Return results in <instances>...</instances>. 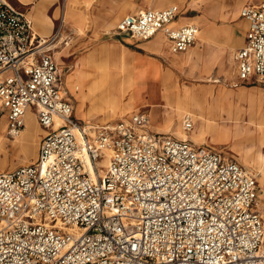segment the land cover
<instances>
[{"label":"built area","instance_id":"built-area-1","mask_svg":"<svg viewBox=\"0 0 264 264\" xmlns=\"http://www.w3.org/2000/svg\"><path fill=\"white\" fill-rule=\"evenodd\" d=\"M179 5L124 16L116 32L162 33L173 53L195 23ZM237 77L264 86V1L246 4ZM48 37L0 0V108L8 135L33 107L45 130L34 161L0 171V264H264L257 174L220 151L151 129L147 111L113 124L76 117ZM264 110V93L262 96ZM184 129L194 128L186 115ZM103 172V173H101Z\"/></svg>","mask_w":264,"mask_h":264},{"label":"rangeland","instance_id":"rangeland-1","mask_svg":"<svg viewBox=\"0 0 264 264\" xmlns=\"http://www.w3.org/2000/svg\"><path fill=\"white\" fill-rule=\"evenodd\" d=\"M11 1L28 13L37 33L48 37L51 50L54 51L59 63L63 86L65 84L69 96H72L75 102V115L81 119L113 124L133 112L144 110L149 113L151 129L156 130L153 128L155 125L165 130L167 111L179 109L177 113L182 114L179 117L176 114L177 122L182 124L184 121L182 116L184 113H189L194 119V127H198L201 125L199 110L185 94H175L171 91L174 88L170 89V86L164 82L163 72L171 79L168 82H175L180 90L210 87L218 90L222 87L234 92L242 86L234 85L237 80L233 53L243 45L246 24L239 30V23L244 21L240 17L242 5L238 12L234 11L232 5L234 0H133L146 6L133 4L132 0H108L114 6L105 9H102L103 0H89V3L87 0H58L56 5H52L54 0ZM121 3L125 5L123 11L113 18V10ZM171 4H179L182 7L185 12L184 21H193L200 26V34L208 36L205 42L197 39L188 51L176 55L171 54L165 46L160 48L165 49L166 52H157L147 46L148 41L138 42L116 32V25L127 14H133L140 8H159ZM41 19L45 21L44 27H40ZM52 21L53 24L50 26ZM198 55H201L202 59L198 62L194 61L193 59L198 60ZM187 56H191L190 62L177 65V61L184 60ZM96 61L100 66H106L110 70H114L115 63H118L116 72L124 78L127 92H115L117 103L121 104L134 95L130 104L107 113L95 111L101 106V96L97 92L91 94L87 77L93 74L88 67L95 65ZM155 74L159 76L155 77ZM169 94L171 97H168ZM255 99L259 106L258 121L264 124L261 96ZM214 102L215 98H211L212 108ZM248 105V101L242 103L244 107ZM28 111L34 113L36 117L32 106ZM213 111H217L215 107ZM229 116L224 113V119L221 120L223 127L218 129V132L212 130L211 133L207 132L203 144L236 159L257 174L260 186L259 208L264 215V166L262 171L260 170L262 159H259L257 164L246 159L241 149L243 144L239 139L240 136L237 135L239 129L246 130L247 136L258 131L248 124L247 111L242 114L243 127L240 125L237 129L236 122H231ZM174 124L168 133L178 136L173 132ZM0 126L4 127L1 135L5 142L0 146V171L14 169L36 159L37 155L27 160L21 146L17 144L22 131L14 138L8 135L6 117L1 108ZM44 134L42 130L37 133V144L32 141L28 143L38 148ZM246 144L250 146V142Z\"/></svg>","mask_w":264,"mask_h":264},{"label":"bare ground","instance_id":"bare-ground-1","mask_svg":"<svg viewBox=\"0 0 264 264\" xmlns=\"http://www.w3.org/2000/svg\"><path fill=\"white\" fill-rule=\"evenodd\" d=\"M87 2L89 3V0H87ZM39 24H40V27H44V24H45L44 19L39 20ZM52 24H53V21L52 23H50V26H52ZM207 38H208L207 35H202L200 34V32L197 37V39H199L202 42H205ZM154 40H155V44L160 45L154 48L155 51L164 52L163 48H160V47L168 45L167 44L168 42L165 41L166 39L158 36ZM198 57H199L198 60L196 59H193V60L198 62L199 59L200 60L202 59L201 55H198ZM191 59H192L191 56H187L184 60L177 61L176 63L177 65L184 64L185 62L186 63L190 62ZM117 64L115 63L116 65L114 69L115 71L108 69V67L106 66H100L97 61L95 65L88 67L89 70L92 71L93 73L92 75L90 74L91 76L87 77L88 78L87 85L89 87V91L91 92V94L92 93L94 94L95 92H97L101 96V106L96 108L95 111H101L104 113L114 111L116 110V108L120 109V108L125 107L126 105L130 104L133 100L134 95L130 96V98L127 101L125 102L122 101L121 104L117 103L118 99L115 96V92L116 91H120L121 93L127 92V88H126L127 84L124 82V78L116 72L118 70ZM147 66H149V64ZM102 67H105V69H103ZM154 68L156 67L154 66ZM157 76L159 75L157 74L155 77ZM162 78L164 82L170 86V89L174 88V90H171L173 93L185 94V96H187V98L199 110L200 112L199 118L201 120V125L198 127H194L191 131L185 130L184 126H182L183 123L181 124L179 121L177 122L176 120V114H178L177 116L179 117L181 116L182 113H177L179 109H175L172 111H167L168 116L166 118L167 125H166L165 130H162L161 128L156 127L155 125L153 126V128H155L157 131H164L168 133L169 131H171L172 124H174L175 122L174 124L175 128L173 132L176 133L179 137L190 138L197 144H203L204 143L203 139L205 138V135H207V132H210L211 130L218 132V129H221L223 127L221 120L224 119V113H227L230 115L229 119L232 120L231 122H236L235 128L237 129V128H240L239 127L240 125L241 127H243L244 120L242 118V114L247 111L249 115V119L247 120L248 124L254 126L257 129L258 134L256 133V134L247 136L246 130L239 129L237 131V135L240 136L239 139L241 140L243 144L241 149L243 150L244 157L246 159L250 160L251 163L253 164H257L258 160L262 159V165L260 166V170L262 171L263 166H264L263 164L264 163V124L258 121L259 119L258 107L259 106H258L257 100L255 99L254 95L251 92H248L245 88H239L238 90L234 92L227 91L225 88H222V87H219L218 90H214L211 87L210 88H196V89L186 88V89L180 90L178 86L175 84V82L173 83L168 82L171 79L167 76L166 73L163 72ZM235 85L237 84L235 83ZM168 97H171V95L169 94ZM211 98H215L214 107L216 108L217 111H213L214 107L212 108L211 106ZM246 101H248L249 103L248 107L242 106V103ZM116 106H119V107H116ZM186 115H190V114L184 113L182 117L185 118ZM25 121H26V126L25 128L22 129V134L19 136V140L17 144L21 146L24 156L28 160L36 156L37 151H38V148L36 147V145L34 144L31 145V143L29 144L28 142L32 141V143L37 144L36 143L38 140L37 133L41 130L44 133L45 131L41 126H39V123L34 113H31L28 111L25 116ZM2 132H4V127L0 126V146L4 145L5 143L4 138L1 135ZM247 142H250V146L246 144ZM247 168L250 169L249 167Z\"/></svg>","mask_w":264,"mask_h":264},{"label":"crops","instance_id":"crops-1","mask_svg":"<svg viewBox=\"0 0 264 264\" xmlns=\"http://www.w3.org/2000/svg\"><path fill=\"white\" fill-rule=\"evenodd\" d=\"M262 1H264V0H234L233 2H232V5H233V8H234V11H236V12H238L239 11V8L241 7V5H242V7H244L246 4H258V3H260V2H262ZM57 2H58V0H54L53 1V3H52V5H56L57 4ZM132 2H133V4H138V5H144V6H146L144 3H136L135 1H133L132 0ZM240 3V4H239ZM112 5V3L111 2H109L108 0H103V2H102V9H105V7H109V6H111ZM171 5H173V4H171ZM177 5H179V4H177ZM112 6H114V5H112ZM125 5L123 4V3H121V4H119V5H117L116 6V9L115 10H113V18H115L117 15H119V13H121L122 11H123V7H124ZM168 6H170V5H167V6H164V7H159V8H165V7H168ZM180 6V5H179ZM242 7H241V9H242ZM106 8V9H107ZM149 7H147V8H145V9H148ZM180 8H181V10H182V14L180 15V17L177 19V21H176V24L177 25H182V24H186V23H194L193 21H184L183 20V18H185V17H183L184 15H185V12L183 11V9H182V7L180 6ZM157 9V8H156ZM140 10H143L142 8H140ZM140 10H138L137 12H135V13H138ZM240 12H241V10H240ZM240 17H241V14H240ZM244 21H245V23H244V21H241L240 23H239V30L240 29H242L243 27H244V24H246V29H245V33H244V40H243V45L245 44V34H246V31H247V29H248V23H247V21L243 18V17H241ZM195 24H197V23H195ZM198 25V24H197ZM199 26V25H198ZM35 27V26H34ZM116 27H117V25H116ZM200 27V26H199ZM201 29V28H200ZM41 35V34H40ZM120 35H122V36H125V37H127V38H132V37H130V36H128V35H126V34H120ZM158 36H160V37H162V38H164V39H166L165 41L166 42H168L167 44L168 45H166L165 46V48L171 53V54H180V53H173L171 50H170V45H169V41L167 40V38L162 34V33H158L155 37H153L152 39H149V40H146V41H148L147 42V46L148 47H150V48H155L156 46H157V44H155V38L156 37H158ZM44 37V36H43ZM133 39H135V38H133ZM136 41H142V40H137V39H135ZM242 45V46H243ZM238 49V48H237ZM236 49V50H237ZM164 50V52H166V50L165 49H163ZM189 50V49H188ZM163 52V53H164ZM186 52V51H185ZM185 52H181V53H185ZM53 53H54V51H53ZM162 53V52H161ZM54 56H55V54H54ZM233 56H234V53H233ZM56 58V57H55ZM57 60V59H56ZM58 62V61H57ZM236 68V67H235ZM236 80H237V82H236V84L237 85H242L240 88H245L248 92H251L253 95H254V97L255 98H258V97H260L261 96V99H262V96H263V93H264V86L262 85V84H256V82L253 80V78H251L250 80H247V81H241V80H239L238 79V77H237V73H236ZM234 85H235V83H234ZM63 90L66 92V95L70 98V100L73 102V105H74V108H75V102H74V100H73V98H72V96H69V94H68V90L66 89V87H65V84H64V86H63ZM246 91V92H247ZM262 107H263V105H262ZM264 111V110H263ZM77 117V116H76ZM79 118V117H78ZM79 119H81V118H79ZM82 120H84V119H82ZM155 131H157V130H155ZM158 132H161V133H166V132H163V131H158ZM173 135V134H172ZM177 137H179V136H177ZM188 139H190V138H188ZM192 140V139H191ZM204 145V144H203ZM39 148V147H38ZM247 167V166H246ZM253 171V170H252Z\"/></svg>","mask_w":264,"mask_h":264}]
</instances>
